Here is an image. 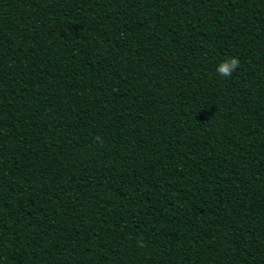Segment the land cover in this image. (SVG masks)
<instances>
[{"label": "trees", "instance_id": "1", "mask_svg": "<svg viewBox=\"0 0 264 264\" xmlns=\"http://www.w3.org/2000/svg\"><path fill=\"white\" fill-rule=\"evenodd\" d=\"M0 264H264V0H0Z\"/></svg>", "mask_w": 264, "mask_h": 264}, {"label": "clouds", "instance_id": "2", "mask_svg": "<svg viewBox=\"0 0 264 264\" xmlns=\"http://www.w3.org/2000/svg\"><path fill=\"white\" fill-rule=\"evenodd\" d=\"M240 67V60L237 57H229L217 65V73L224 77H231L232 73Z\"/></svg>", "mask_w": 264, "mask_h": 264}]
</instances>
